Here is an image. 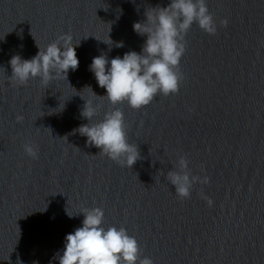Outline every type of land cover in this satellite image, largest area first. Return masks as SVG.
I'll use <instances>...</instances> for the list:
<instances>
[{
    "label": "water",
    "instance_id": "1",
    "mask_svg": "<svg viewBox=\"0 0 264 264\" xmlns=\"http://www.w3.org/2000/svg\"><path fill=\"white\" fill-rule=\"evenodd\" d=\"M168 3L0 0V264H59L54 253L81 226L84 215L75 213L84 207L102 208L103 226L125 227L154 264H264V0H207L217 32L193 23L179 91L145 107L113 105L89 69L94 56L140 52L147 34L133 23ZM66 33L75 71L47 83L10 79L13 55L31 58ZM86 86L99 105L91 120L81 115V95H92ZM116 107L140 153L131 167L78 131ZM171 171L209 182L181 198Z\"/></svg>",
    "mask_w": 264,
    "mask_h": 264
},
{
    "label": "clouds",
    "instance_id": "2",
    "mask_svg": "<svg viewBox=\"0 0 264 264\" xmlns=\"http://www.w3.org/2000/svg\"><path fill=\"white\" fill-rule=\"evenodd\" d=\"M146 19L135 21L133 30L140 35L147 34L140 52L127 51L109 59L106 54L94 56L89 65L99 86L106 89V97L113 105L127 101L132 108H142L151 103L158 93L170 95L177 93L183 73L179 70L181 58L186 51L185 36L193 23L209 34L217 32L213 14L209 11L207 0H170L167 6L152 7L145 11ZM228 24L227 18L221 21ZM70 34H62L31 58L13 55L9 61L12 68L10 79L23 84L39 77L43 83L68 71H75L79 59L72 46ZM76 41V40H75ZM79 43V41H76ZM122 47L123 42H117ZM90 88L91 86H86ZM81 97L85 100L81 115L91 120L99 105L94 102L97 94ZM23 117L18 116L20 120ZM81 135L87 143L100 149L99 153L118 161L122 166L131 167L140 153L135 144L128 140L124 113L116 107L104 113V118L96 123L81 124ZM24 150L33 159L38 158V149L25 144ZM181 169L188 168V160L181 156ZM168 179L175 185V192L181 198L191 195L194 183H208L209 177L190 175L188 171H171ZM208 205H213L211 197L205 196ZM69 216H73L68 209ZM81 226L65 236L64 247L54 253L59 264H154L150 257L141 258L140 248L135 236L130 235L123 226H103L104 210L100 207H84Z\"/></svg>",
    "mask_w": 264,
    "mask_h": 264
}]
</instances>
